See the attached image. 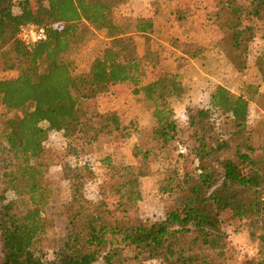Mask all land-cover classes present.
I'll use <instances>...</instances> for the list:
<instances>
[{"label":"trees","instance_id":"1","mask_svg":"<svg viewBox=\"0 0 264 264\" xmlns=\"http://www.w3.org/2000/svg\"><path fill=\"white\" fill-rule=\"evenodd\" d=\"M130 1L0 0L2 69L17 72L0 78V106L14 112L5 117L0 139V264H144L152 259L264 264V123L249 125L250 103L263 106L260 91L249 84L250 92L236 94L214 82L206 107L187 109L193 142L181 141L171 103L183 92L179 74L166 69L156 52L139 54L134 38L154 35L168 9L154 7L132 21L119 19L116 9ZM13 6L19 12L12 13ZM211 15L228 61L235 70H245L251 44L264 28V0H214ZM26 25L45 27L46 40L25 45L18 34ZM93 32L102 37L96 38L89 69L78 71L72 55ZM169 47L183 58L208 59L201 45L189 41ZM256 65L264 83V49ZM125 91L150 102V128H140L135 119L123 123L116 111L97 107L100 95ZM43 122L47 127H40ZM224 125L232 128L213 143ZM48 131L66 142L60 165L69 183L65 202L48 196L46 173L56 165L45 146ZM111 134L125 141L137 137L132 145L137 162L104 157L108 178L99 186L98 199H86L84 172L91 173V149ZM171 146L177 155L169 153ZM242 155L255 177L243 174ZM189 156L196 163L190 172L182 166ZM154 174L165 214L146 223L139 214L142 180ZM8 191L14 198L8 199ZM220 209L256 244L252 259L234 258ZM47 218L59 228L50 258L36 247L47 233Z\"/></svg>","mask_w":264,"mask_h":264},{"label":"rangeland","instance_id":"2","mask_svg":"<svg viewBox=\"0 0 264 264\" xmlns=\"http://www.w3.org/2000/svg\"><path fill=\"white\" fill-rule=\"evenodd\" d=\"M147 3L152 8L161 6L167 7L166 9L168 10L160 17L158 31L154 35L146 37L142 35L134 36L137 42L136 48L139 54H144L147 49L156 52L161 57L162 64L166 69L179 74L183 92L181 96L173 98L171 103L178 123L181 141H186L188 144L193 142V131L188 127L187 109L191 107H206L208 91L215 80L224 83V86L236 94L250 92L246 89L249 84L257 87V91L259 90L260 95H262L260 101L263 102L262 105L264 106V83L256 65L258 55L264 49V28H262L251 44L248 67L243 71H237L225 56L226 46L221 39V32L215 25L211 15L214 9V0H133L127 6H121L116 9V15L119 19L132 21L135 18L134 12H136L137 16L144 13L143 7ZM10 10L12 13L19 12L17 6L11 7ZM175 12L183 15V17L176 16ZM97 37L100 38L102 35L99 32L87 35L80 43L78 51L72 55L78 71H87L89 69L92 50ZM177 41H189L193 44L201 45L208 59L201 61L183 58L176 50H171L172 53H170L169 43H176ZM16 74L15 70L4 71L2 69V58L0 55V78H10L16 76ZM125 92L118 102L122 122L127 123L130 119H135L138 121L140 128H150L153 120L146 113L150 108V102L143 94L134 96L127 93L129 91ZM104 98L105 95H100L96 100L97 107L101 108V110L103 109L102 106L107 103ZM258 103L254 101L250 103L249 125L264 123V108ZM9 116H14V112H8L0 106V139L4 138L6 131L4 119ZM40 127L45 128L47 124L43 122ZM231 128V125H224L222 128L223 133L222 130H219L218 133L222 134H216L213 143H216L221 137H226ZM136 140L137 137L133 136L125 141L116 134L100 137V140L91 149L94 151L90 162L92 165L89 166L91 173L84 172V195L86 199H98L99 186L105 183L108 178L107 171L104 170L102 164L104 157H109L114 162L121 164H134L137 162L132 155V145ZM45 146L53 151L56 163L46 173V180L50 185L48 196L53 202L68 201L70 198L69 183L63 178L60 166L63 165L66 159L65 139L58 132L48 131ZM176 149L171 146L168 150L170 154L177 155ZM241 160L243 174L249 179L250 177H255L254 173L246 169L247 157L242 155ZM195 164L193 157L189 156L187 160L183 161V170L190 172ZM155 170L156 165L152 167V171ZM142 192L143 198L139 203V214L142 221L152 223L162 219L165 214V208L157 190L155 174L142 180ZM7 197L9 200L14 198L12 191L7 192ZM221 214L223 223H225L224 227L229 233L234 258L237 261L252 259L256 255V244L249 239V235L244 228L238 224H232L234 222L229 218V212L226 209H222ZM47 225V233L38 241L36 247L47 258H50L53 251L54 238L59 233V228L54 219L47 218ZM94 264H101V262ZM144 264H161V261L152 259Z\"/></svg>","mask_w":264,"mask_h":264},{"label":"built area","instance_id":"3","mask_svg":"<svg viewBox=\"0 0 264 264\" xmlns=\"http://www.w3.org/2000/svg\"><path fill=\"white\" fill-rule=\"evenodd\" d=\"M18 36L25 45L31 46L36 42L46 40L47 31L45 27L26 25L20 27Z\"/></svg>","mask_w":264,"mask_h":264},{"label":"crops","instance_id":"4","mask_svg":"<svg viewBox=\"0 0 264 264\" xmlns=\"http://www.w3.org/2000/svg\"><path fill=\"white\" fill-rule=\"evenodd\" d=\"M131 2H133V0ZM128 4H126L124 6H127ZM151 8H152V6L149 3L145 4L144 7H143V9L145 10V12L144 13H141V14H138V16H146L147 12ZM134 14H135L134 16L136 17L137 16L136 15V12H134ZM215 82L220 83L219 80H215ZM212 84H213V82H212ZM104 95H105L104 100L106 99L107 100V103L102 106V108H103L102 111H105V110H114V111H116L119 114L120 113V111H119L120 105H119L118 102L120 101V98L122 96H124V95L123 94H121V95H113L111 93H107V94H104ZM208 96H209V93H208ZM100 110H101V108H100ZM119 116H120V114H119Z\"/></svg>","mask_w":264,"mask_h":264}]
</instances>
